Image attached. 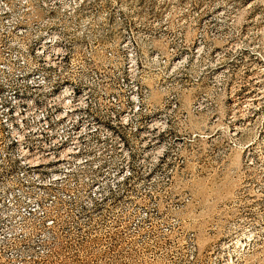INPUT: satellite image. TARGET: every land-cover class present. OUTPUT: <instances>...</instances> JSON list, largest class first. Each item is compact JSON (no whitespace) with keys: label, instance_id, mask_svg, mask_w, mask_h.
Here are the masks:
<instances>
[{"label":"rangeland","instance_id":"374dc122","mask_svg":"<svg viewBox=\"0 0 264 264\" xmlns=\"http://www.w3.org/2000/svg\"><path fill=\"white\" fill-rule=\"evenodd\" d=\"M0 1L4 20L18 18ZM106 1L58 0L51 19L112 44L162 132L99 154L105 200L85 208L89 186L49 199L19 180L0 124V264H264V0H95ZM14 44L0 40L4 104Z\"/></svg>","mask_w":264,"mask_h":264},{"label":"built area","instance_id":"2783aa9c","mask_svg":"<svg viewBox=\"0 0 264 264\" xmlns=\"http://www.w3.org/2000/svg\"><path fill=\"white\" fill-rule=\"evenodd\" d=\"M14 1L18 18L13 22L3 17L11 6L0 1V40L11 35L15 42L10 106L4 109L0 96V124L15 154L17 178L46 191L49 199H58V191L70 199L71 187L89 186L84 207H95L105 200L98 193L104 165L99 154L124 152L129 135L142 139L162 132V121L144 115L151 91L130 84V63L115 68L112 44L83 37L87 24L73 22L75 34L67 37L65 22L51 19L52 11L65 8L58 0ZM71 5L112 8L95 0H72ZM4 70L0 61V73ZM3 152L0 148V165Z\"/></svg>","mask_w":264,"mask_h":264}]
</instances>
